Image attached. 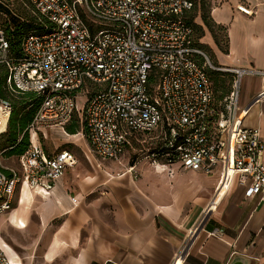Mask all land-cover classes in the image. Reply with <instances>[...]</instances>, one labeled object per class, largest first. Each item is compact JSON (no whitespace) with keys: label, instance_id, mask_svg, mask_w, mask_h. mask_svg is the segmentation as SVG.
Listing matches in <instances>:
<instances>
[{"label":"built area","instance_id":"obj_1","mask_svg":"<svg viewBox=\"0 0 264 264\" xmlns=\"http://www.w3.org/2000/svg\"><path fill=\"white\" fill-rule=\"evenodd\" d=\"M32 1L51 26L24 36L20 56L11 55L0 27V65L8 67L9 88L40 98L23 131L29 144L18 155L19 167L4 165L0 151V214L10 209L18 186L46 191L76 164L68 149L48 154L40 137L46 128L64 129L76 110L99 159H120L139 133L150 143L143 158L156 171L215 173L202 213L234 184L264 204V140L258 127L244 124L239 100L245 73L260 75L264 92V70L213 67L232 73L229 91L217 98L188 22L195 0ZM237 8L253 13L243 4ZM86 83L98 88L78 107ZM12 109L11 99L0 96V134ZM134 167L128 170L135 173ZM181 255L170 264H179ZM0 264H11L1 245Z\"/></svg>","mask_w":264,"mask_h":264},{"label":"crops","instance_id":"obj_2","mask_svg":"<svg viewBox=\"0 0 264 264\" xmlns=\"http://www.w3.org/2000/svg\"><path fill=\"white\" fill-rule=\"evenodd\" d=\"M201 4L195 0L188 21L206 69L230 76L213 67L264 70V0L212 5L205 10L210 25ZM240 4L253 13L240 11ZM210 75L217 98L223 97L229 89L218 94ZM243 81L248 84L240 105L246 113L244 124L258 127L264 140V98L248 107L261 90V76L245 73ZM74 117L79 126L69 132L66 126ZM58 129H44L41 141ZM62 130L71 137L83 135L69 140L81 154L59 147L55 137L54 150L44 148L48 154L70 150L76 164L46 191L18 186L10 209L0 214V245L11 264H170L182 252L179 264H229L236 253L249 258L237 259L238 264H264V204L246 197L242 186L234 184L196 229L212 195L215 173L207 186L202 181L213 174L177 169L169 176L156 171L143 158L148 142L139 133L130 138L120 159H99L77 110ZM16 156L13 163L3 164L18 168ZM131 165L135 173L128 170ZM216 228L223 229L220 235L212 233Z\"/></svg>","mask_w":264,"mask_h":264},{"label":"trees","instance_id":"obj_3","mask_svg":"<svg viewBox=\"0 0 264 264\" xmlns=\"http://www.w3.org/2000/svg\"><path fill=\"white\" fill-rule=\"evenodd\" d=\"M201 5L203 9L204 21L206 24L210 25L207 13H205L206 4L202 1ZM16 17L18 18L14 21L10 20V18L5 19L4 24L0 26L6 32V36L10 43V53L13 57L20 56L21 42L24 36L30 32H38L51 26V23L47 17L40 13L35 7L29 18H22L21 16ZM188 22L192 25L190 20ZM198 46H200V44ZM0 67H4L5 69V72L0 74V96L7 97L13 102L12 114L7 129V131L9 130L10 132L11 138L9 140V145L5 148L3 153L6 152L9 154L19 155L27 148L29 144V136L27 133L23 134V131L28 122L31 120L40 102V98L30 92L15 93L11 91L6 80L8 75V67L5 65H0ZM207 70L211 74L217 73L215 70H212L209 67H207ZM15 94H18L21 98L22 102L20 107H17L18 105L12 100V97ZM17 108L18 110H15ZM78 126L77 117H74L72 123L66 126V130L69 132H75Z\"/></svg>","mask_w":264,"mask_h":264},{"label":"rangeland","instance_id":"obj_4","mask_svg":"<svg viewBox=\"0 0 264 264\" xmlns=\"http://www.w3.org/2000/svg\"><path fill=\"white\" fill-rule=\"evenodd\" d=\"M206 4V9H210L212 5H219L220 3L224 1H229V0H202ZM32 11H34V5L32 0H0V26L4 24L5 19L10 18V20L14 21L17 20L18 16H21L22 18H29L31 16ZM199 59L201 62L206 63V59L203 57L202 54L199 55ZM208 65V63H206ZM210 68V67H209ZM5 72L4 67H0V74ZM213 79L216 84V90L218 94L225 93L230 89L231 81H232V76L230 75H225V74H220V73H213ZM98 88L97 85L92 84V83H86V85L79 90L77 93V105L80 106L84 99L92 92L95 91ZM248 84L243 81L241 83V100H240V105L243 103L242 98L245 96L246 92L248 91ZM17 93V92H15ZM12 100L18 105L17 107L21 106V98L19 97L18 94L13 95ZM15 110H18L15 109ZM59 130V131H58ZM57 132H55L53 135L49 134L47 138L42 139V143L44 147L47 148L50 152L54 150L56 144L53 142V138L55 137L56 140H60L59 147H67L74 152L81 154V151L79 147L72 143L73 140H77V138H82V134H79L77 136H69L66 134L62 129H58ZM55 135V136H54ZM11 138L9 130L0 135V150L2 148H6L9 145V140ZM72 140V141H69ZM150 143H147L146 146H149ZM9 153H3L2 160L4 162L8 163H13L16 159V154L11 155ZM5 157V158H4ZM4 158V159H3ZM6 160V161H5ZM5 164V163H4ZM204 180L202 183L204 185L209 186L212 181L215 180V175H205Z\"/></svg>","mask_w":264,"mask_h":264},{"label":"bare ground","instance_id":"obj_5","mask_svg":"<svg viewBox=\"0 0 264 264\" xmlns=\"http://www.w3.org/2000/svg\"><path fill=\"white\" fill-rule=\"evenodd\" d=\"M264 96V92H259L257 94H255L253 97H252V100L249 102L248 104V107L253 105L256 101L258 102V100H260L262 97ZM215 202L212 201L207 207L206 209L204 210V212L202 213L201 217H200V220L197 224V227L196 229H198V227L202 224L203 220L205 219V217L207 216V214L210 212V210L212 209V206ZM201 210V209H200Z\"/></svg>","mask_w":264,"mask_h":264},{"label":"water","instance_id":"obj_6","mask_svg":"<svg viewBox=\"0 0 264 264\" xmlns=\"http://www.w3.org/2000/svg\"><path fill=\"white\" fill-rule=\"evenodd\" d=\"M244 259V260H248L249 258L248 257H245L243 255H240L238 253L234 254V257L232 258V260L229 262V264H238V260L237 259ZM246 258V259H245Z\"/></svg>","mask_w":264,"mask_h":264}]
</instances>
